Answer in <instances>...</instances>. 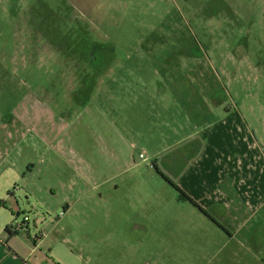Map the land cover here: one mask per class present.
I'll return each instance as SVG.
<instances>
[{
  "label": "rangeland",
  "instance_id": "374dc122",
  "mask_svg": "<svg viewBox=\"0 0 264 264\" xmlns=\"http://www.w3.org/2000/svg\"><path fill=\"white\" fill-rule=\"evenodd\" d=\"M92 55L101 61L89 62ZM197 57L217 95H232L238 110L248 104L251 120L260 119L264 0H0V126L26 134L12 129V144L51 141L52 121L37 123L34 111L40 87L59 99L53 109L61 116L53 147L17 156L19 167L25 158L44 163L26 176L0 168V238L16 241L23 256L31 252L14 261L1 251L0 264H181L184 257L183 264H239L231 252L247 250L245 237L228 239L154 167L156 159L110 178L117 165L102 163L100 135L86 123L97 77L132 70L118 64L138 63L144 79H161ZM26 107L31 115L21 116ZM3 135L0 128V141ZM180 150L162 153L171 178L183 166L172 159ZM15 217L14 225L28 217L29 227L11 236L5 227Z\"/></svg>",
  "mask_w": 264,
  "mask_h": 264
},
{
  "label": "crops",
  "instance_id": "0c3cea01",
  "mask_svg": "<svg viewBox=\"0 0 264 264\" xmlns=\"http://www.w3.org/2000/svg\"><path fill=\"white\" fill-rule=\"evenodd\" d=\"M200 60L198 57L190 59L191 65L187 68L168 67L161 79L149 77L148 80L137 70L143 68L142 65L118 64L120 70H132L125 76L97 77L85 104L86 123L100 135L102 163L117 165L110 178L130 172L142 162L160 159V166L153 161L154 167L195 200L199 206L192 203L207 213L228 239L245 237L247 250L243 253L232 251L233 261L264 264V119L261 118L264 108L260 110V119L251 120L254 110L248 104H243L242 112L235 107L232 95H217L215 81L206 80L202 70L199 71ZM27 64L24 61V66ZM111 68L109 65L105 69ZM38 91L42 94L36 95L37 123H43L44 117L52 121L51 129L47 128L49 135L52 132V139L40 136L41 139L27 146L19 142L12 144V129L22 133V128L15 125L9 130L10 125L4 121L0 128L4 130L3 141L7 148L2 150L1 140L0 159L5 161H0V168L5 174L28 175L34 165L44 163L45 159L25 158V164L19 167L17 156L26 148L28 151L36 149L43 155L44 150L53 147L55 134L59 136L60 108L53 109L59 99L44 87ZM141 91L147 93L143 95ZM23 115H31L27 107ZM177 148L181 149L180 153L172 159L183 166L176 173L171 171V178L167 171H162L165 163L162 153ZM142 153L148 160H141ZM70 210L68 204L67 211ZM241 228H257L259 232L250 231L244 236ZM257 233L260 235L256 236ZM38 240L43 242V237L39 236ZM13 242L16 241L8 240L5 244L0 238V253L4 251L14 261L19 257L26 261L31 252L23 256L18 243L11 245ZM33 247L30 248L33 250ZM184 258L181 264L187 260Z\"/></svg>",
  "mask_w": 264,
  "mask_h": 264
},
{
  "label": "trees",
  "instance_id": "16d2710c",
  "mask_svg": "<svg viewBox=\"0 0 264 264\" xmlns=\"http://www.w3.org/2000/svg\"><path fill=\"white\" fill-rule=\"evenodd\" d=\"M89 62H91V61H89ZM89 89H90V87H89ZM92 91H93V90H92ZM92 91H91V92H92ZM91 92L88 93V94H91ZM166 178H167V177H166ZM167 179H168V178H167ZM168 181H169L171 184H173L174 186H176V188L181 192V194H182V196H183L184 198H187L188 200H190L191 202H193L195 205L199 206V205L196 203L195 200H193L190 196H188L186 193H184V192L180 189V187H179L178 185H176L174 182H172V180L168 179ZM6 232H8L10 235H17V234H19V231H14V230H13L12 223H10V224L7 225V227H6Z\"/></svg>",
  "mask_w": 264,
  "mask_h": 264
},
{
  "label": "built area",
  "instance_id": "2783aa9c",
  "mask_svg": "<svg viewBox=\"0 0 264 264\" xmlns=\"http://www.w3.org/2000/svg\"><path fill=\"white\" fill-rule=\"evenodd\" d=\"M140 158H141V159H144V160H147V159H145L146 157H145V155H144L143 153L140 154ZM16 219H17V218L15 217V218H14V221L12 222L13 230H14V231H19L20 229H25V227L27 226L26 221L29 220L28 217H26L25 220H24L23 222L14 225Z\"/></svg>",
  "mask_w": 264,
  "mask_h": 264
},
{
  "label": "flooded vegetation",
  "instance_id": "af4514ba",
  "mask_svg": "<svg viewBox=\"0 0 264 264\" xmlns=\"http://www.w3.org/2000/svg\"><path fill=\"white\" fill-rule=\"evenodd\" d=\"M99 59H100V58L95 57V55H92L91 63L97 64L99 61H101V59H100V60H99Z\"/></svg>",
  "mask_w": 264,
  "mask_h": 264
}]
</instances>
